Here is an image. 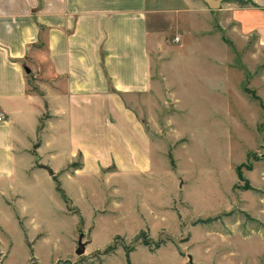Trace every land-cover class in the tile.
Instances as JSON below:
<instances>
[{"label":"rangeland","instance_id":"rangeland-1","mask_svg":"<svg viewBox=\"0 0 264 264\" xmlns=\"http://www.w3.org/2000/svg\"><path fill=\"white\" fill-rule=\"evenodd\" d=\"M175 31L154 53L152 99L136 104L153 170L113 162L78 178L84 191L63 168L16 182L22 197L0 200V264H264V48L215 24Z\"/></svg>","mask_w":264,"mask_h":264},{"label":"crops","instance_id":"crops-1","mask_svg":"<svg viewBox=\"0 0 264 264\" xmlns=\"http://www.w3.org/2000/svg\"><path fill=\"white\" fill-rule=\"evenodd\" d=\"M212 24L264 48V0H0V200L14 204V184L42 169L75 182L113 162L150 173L155 144L136 104L152 99L154 53L172 31L197 38ZM60 146L69 160L56 166Z\"/></svg>","mask_w":264,"mask_h":264},{"label":"water","instance_id":"water-1","mask_svg":"<svg viewBox=\"0 0 264 264\" xmlns=\"http://www.w3.org/2000/svg\"><path fill=\"white\" fill-rule=\"evenodd\" d=\"M205 1L208 3V5L210 6V8H212V9L219 8L220 7V4H221V0H205ZM27 71H30V69L27 68ZM261 156L264 157V153L261 154ZM49 171L52 172L51 170H49ZM82 239H83V234H81V236H80L79 246L76 249V253L77 254H83L85 252V250H86V244L82 241ZM188 257H189V262L191 264H193L194 261H193L192 255L191 254H188Z\"/></svg>","mask_w":264,"mask_h":264},{"label":"trees","instance_id":"trees-1","mask_svg":"<svg viewBox=\"0 0 264 264\" xmlns=\"http://www.w3.org/2000/svg\"><path fill=\"white\" fill-rule=\"evenodd\" d=\"M56 188H57V190L62 194V196H63V198L65 199V201L69 200L68 196L65 194V192H64V190H63V188H62L61 186L57 185ZM207 221H208V220H207ZM114 249H115V247H114V246H111V247H109V248L106 250V253L109 252V251H111V250H114ZM61 262H62V261H59V262H57L56 264H61ZM128 263L130 264V262H128ZM65 264H77V263H72L71 261L67 260V261H65Z\"/></svg>","mask_w":264,"mask_h":264},{"label":"built area","instance_id":"built-area-1","mask_svg":"<svg viewBox=\"0 0 264 264\" xmlns=\"http://www.w3.org/2000/svg\"><path fill=\"white\" fill-rule=\"evenodd\" d=\"M179 38L177 37L176 38V40H178ZM4 118H5V115H4V113L0 110V121L1 120H4Z\"/></svg>","mask_w":264,"mask_h":264}]
</instances>
